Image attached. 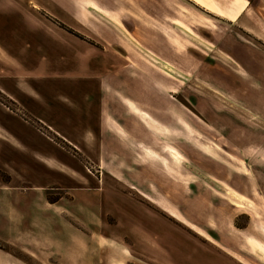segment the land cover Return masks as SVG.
I'll return each mask as SVG.
<instances>
[{
  "label": "rangeland",
  "instance_id": "374dc122",
  "mask_svg": "<svg viewBox=\"0 0 264 264\" xmlns=\"http://www.w3.org/2000/svg\"><path fill=\"white\" fill-rule=\"evenodd\" d=\"M54 1L71 15L50 0L0 11V41L19 60L0 67V107L37 150L0 160V181L46 186L51 204L34 258L0 246L27 264H262L248 239L263 238L264 43L190 0ZM109 73L125 78L104 93L112 107L141 116L115 115L124 131L112 127L99 155L70 97L99 104ZM18 77H36L37 102Z\"/></svg>",
  "mask_w": 264,
  "mask_h": 264
},
{
  "label": "crops",
  "instance_id": "0c3cea01",
  "mask_svg": "<svg viewBox=\"0 0 264 264\" xmlns=\"http://www.w3.org/2000/svg\"><path fill=\"white\" fill-rule=\"evenodd\" d=\"M50 1L55 7H58L59 10H62L63 8L65 9L63 4H58L54 0ZM190 1L228 23L239 25L244 31L252 34L256 39L264 43V0ZM4 3L5 0H2L0 4V11L3 14L10 15L12 11L7 12L5 10ZM73 5L76 4H71V6ZM76 6H79L80 9H83L82 7L86 8L84 3L81 5L77 4ZM47 8L48 7H46V9ZM48 9L50 10V8ZM94 9L98 10L97 8ZM63 13V15L70 16L72 11H70V8H68L66 5V9ZM12 14L14 15L15 13ZM32 15L33 18H36L35 12ZM29 28L35 29L34 26L30 25ZM15 63L19 64V60H17V58L11 54L8 48L4 46L3 42L0 41V67L3 64H7L11 66V68H15ZM100 77V83L98 84V87L100 88L98 91L101 98L99 104L85 101L84 96L75 97L72 95L70 100L73 107L76 104L75 110L78 112L82 121L84 120L89 122V125L86 126L87 128H85L86 130L82 137V143L95 145L98 149V154L100 155L101 153L102 155V144L112 143V127H119L121 131H124L123 128H125V126L120 121L127 120L126 112L135 113L137 115L139 114L136 113L132 107L127 105V100L132 98L127 96L124 92L117 93V96H120L122 98L120 100H122V102L128 107H112V103L108 101V97H105L104 93H108V95L111 93L110 88H108L109 86H112V90H115L117 85L124 86L125 84L123 83V80H125V78H115L116 80L112 79V73ZM12 79L14 80V78L7 79L9 80L7 81V86L12 83ZM15 80L17 81L15 86L19 95H23L24 98H28L33 102H37L36 77H27L24 78V80L18 77L15 78ZM92 83H94V81H92ZM5 84L6 83H4L3 77L0 75V86H4ZM75 86V89L80 91L82 89H79V87L84 85L81 83H72V89H74ZM140 93L142 92H139V94ZM140 96L142 95L140 94ZM134 101L140 106L138 101ZM41 103L47 106V102L44 101ZM138 108L141 112H147L141 106ZM28 109L33 110V107H28ZM36 111L37 109L33 111L35 115ZM118 114L120 116V121L115 119V115ZM22 127L27 126L24 125V123H22V121L15 115L4 109V107H0V147L2 150H4L3 153L0 154V160L3 161L12 159V157L15 156L18 158L21 157V155L25 158H31V152L34 154L37 153L36 149L22 141ZM22 145H24V149H22ZM86 150L88 149L86 148ZM9 174L12 177L11 180L8 182L0 181V243L8 247L18 248L25 255L34 258L36 256L37 247L38 211L41 209L45 210L40 211L44 212L41 215L44 221L49 220L50 217V214L47 213V208H49L51 204L44 193L46 186H37L34 182H28V184L23 185L22 183L15 180V177L12 173ZM242 198L246 199L245 197ZM247 206L248 205H246V207ZM255 227H257L258 231L263 234V238L261 237L258 239L250 237L248 239V243H250L251 246L257 251L256 256L263 264L262 258L264 256L259 254L262 251L264 252V221H257L256 219ZM238 231L243 236H246V232H248L247 229ZM246 238L247 237H243L245 243L247 242ZM231 249L234 250L232 247ZM0 264H27V262L19 256H15L12 252H10V250L3 249L0 246Z\"/></svg>",
  "mask_w": 264,
  "mask_h": 264
}]
</instances>
